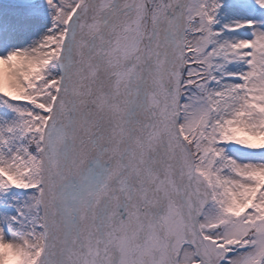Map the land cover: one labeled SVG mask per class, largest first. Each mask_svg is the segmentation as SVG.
Segmentation results:
<instances>
[{
	"label": "snow or ice",
	"instance_id": "1",
	"mask_svg": "<svg viewBox=\"0 0 264 264\" xmlns=\"http://www.w3.org/2000/svg\"><path fill=\"white\" fill-rule=\"evenodd\" d=\"M0 264H264V0H0Z\"/></svg>",
	"mask_w": 264,
	"mask_h": 264
}]
</instances>
